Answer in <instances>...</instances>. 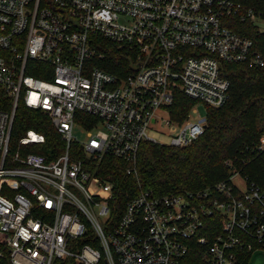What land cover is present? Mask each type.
Masks as SVG:
<instances>
[{"label": "built area", "instance_id": "1", "mask_svg": "<svg viewBox=\"0 0 264 264\" xmlns=\"http://www.w3.org/2000/svg\"><path fill=\"white\" fill-rule=\"evenodd\" d=\"M235 20L261 19L243 0H0V88L12 102L0 110V264H243L257 252L264 192L237 169L212 188L123 203L97 174L105 158L134 172L143 143L203 136L196 106L183 122L170 109L183 96L224 106V63L264 69V49ZM19 102L50 119L62 152L29 151L47 141L34 130L11 148ZM160 111L169 144L147 133Z\"/></svg>", "mask_w": 264, "mask_h": 264}, {"label": "trees", "instance_id": "2", "mask_svg": "<svg viewBox=\"0 0 264 264\" xmlns=\"http://www.w3.org/2000/svg\"><path fill=\"white\" fill-rule=\"evenodd\" d=\"M243 2L264 21V0ZM233 24L235 31L254 39L264 49V31L251 20H235ZM111 52L124 60L120 52L114 49ZM223 66L224 76L231 82L230 98L222 107L206 106L207 126L203 136L185 148L143 143L135 171L131 174H128L129 166L114 158H105L98 166L99 176L103 179L112 177L118 203H123L127 194L136 195L141 191L151 190L164 195L212 188L227 180L234 169L264 192V150L259 149L260 139L264 136V69L249 64L224 63ZM28 73L35 78L47 79L33 70ZM197 103L181 97L170 109L173 120L183 122ZM11 107V100L0 88V110L9 111ZM28 130L44 135L47 140L46 145H33L29 151L51 159L55 157L53 151L64 150L65 142L50 119L41 111L31 110L19 102L11 138L13 150ZM228 162L233 163L232 168ZM255 249L264 251V244ZM253 255L245 254L243 264H250ZM197 261L200 262V258Z\"/></svg>", "mask_w": 264, "mask_h": 264}, {"label": "rangeland", "instance_id": "3", "mask_svg": "<svg viewBox=\"0 0 264 264\" xmlns=\"http://www.w3.org/2000/svg\"><path fill=\"white\" fill-rule=\"evenodd\" d=\"M255 25L264 31V21L263 20H257ZM196 108L198 109L201 115L203 116L206 115L205 105L201 103H197ZM156 115H157V124L150 125L147 129V133L152 139L156 140V142L161 143V144H169L171 142L172 135L169 134L168 128L164 122L165 120H167V117L165 114H162L161 111L157 112ZM161 116L163 117L164 121H162V119L160 118ZM73 135L75 138L81 141L86 139V132L78 126L74 128ZM250 264H264V251L261 250V251L255 252Z\"/></svg>", "mask_w": 264, "mask_h": 264}]
</instances>
